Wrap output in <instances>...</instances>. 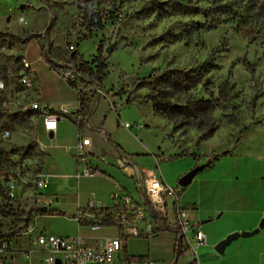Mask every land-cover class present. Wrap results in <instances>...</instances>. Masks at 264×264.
I'll return each instance as SVG.
<instances>
[{"label": "rangeland", "instance_id": "obj_1", "mask_svg": "<svg viewBox=\"0 0 264 264\" xmlns=\"http://www.w3.org/2000/svg\"><path fill=\"white\" fill-rule=\"evenodd\" d=\"M71 43L78 44V55L86 61L97 56L101 44L108 63L102 85L117 107L115 111L106 98L85 93L90 101L88 110L81 111V122L85 129L87 120L104 123L140 168L159 171L157 156L165 159L161 171L171 173L173 160L190 158L193 168L206 167L230 153L262 158L264 167V0H0V242L22 246L31 235L24 231L31 226L47 234L77 235L76 221L40 213L43 202L35 183L43 173L42 146L48 152L44 173L51 184L41 193L55 201L54 207L72 211L78 199L84 204L94 194L99 197L96 184L75 177L78 160L68 151L78 142L74 118L65 117L64 132L51 137L33 114L35 102L68 104L70 109L78 103L76 89L51 67L77 61L71 59ZM49 48L51 64L44 58ZM21 51L25 55L18 58ZM171 69L187 71L190 87L188 92L172 87V102L213 100L206 123L194 124L179 113H155L148 76ZM127 122L144 128L128 130L122 126ZM102 147L107 156L101 152L98 160L111 163L110 145ZM184 161L180 164L188 165ZM133 190L135 199H147L134 179ZM152 224L150 232L143 231L148 235H123L126 252L172 264L162 261L173 258L172 236L155 237L172 227L159 215ZM60 228L65 232L56 233ZM116 230L102 227L105 234ZM3 263L19 264L0 253Z\"/></svg>", "mask_w": 264, "mask_h": 264}, {"label": "crops", "instance_id": "obj_2", "mask_svg": "<svg viewBox=\"0 0 264 264\" xmlns=\"http://www.w3.org/2000/svg\"><path fill=\"white\" fill-rule=\"evenodd\" d=\"M40 103L44 105L42 101ZM64 118L59 119L58 127L55 131L48 132L49 135L53 134L51 137L64 132ZM103 124L94 125V121L90 122L88 128H84L83 131L85 136L90 137L92 141L91 146L88 148L90 152L88 165L99 173L95 175H78V171L82 169V165L78 163L77 173L75 174L79 182L83 180L84 182L96 184L100 190L99 197L94 194L84 204H81L80 199H78L72 211H63L54 207L55 201H48L43 194L47 203V210L43 211L41 209L40 212L42 215H58L62 216L63 219L70 218L72 221H76L79 225L76 234L85 236L88 242L94 245H99L106 236L117 235L118 231L105 234L102 232V228L92 230L88 224L90 220L83 219L82 224L78 220V214L86 210L87 203L92 199L100 200L104 208L112 210L115 206L113 199L115 193L129 194L134 197L132 194L134 191L133 179L139 188L145 181L146 175L144 172L148 171L140 168L126 147L115 141L112 133L105 129ZM39 126L41 130H44L42 119L39 120ZM104 144L111 147V163L102 164L97 158V155L101 152H104L102 155L107 156L104 149L102 150ZM42 148L46 154L45 163L48 152L45 146H42ZM68 151L75 156L76 144L69 146ZM120 153L125 154L129 158V163L124 164L120 161L118 156ZM187 159L188 161L186 162L181 158L173 160L170 163L172 165L171 173L167 171L163 173L160 166L165 159L155 157L157 168L162 174L163 180L169 185L177 184L179 186L180 202L189 209L192 222L197 227L200 226L207 236V242L197 247V264H264V167L259 164L262 158L247 155L240 156L233 153L221 156L211 165L203 167L196 172L188 185L180 186V179L194 169L192 159ZM181 161L188 163V165H181ZM42 175L48 181L44 188L46 189L51 183L49 175L44 173V164ZM95 216L99 215L95 214ZM170 216V218H173L172 215ZM93 217L92 219H94ZM39 230L44 232L41 229ZM55 232L62 234L65 231L60 228ZM243 232L253 233L243 236ZM234 233H238L239 236L230 242L224 253H219L216 250L217 244ZM160 235H164V237L170 235L173 238V258L163 259L162 261L171 262L172 264H190L195 259L189 255V259L185 263H180V258L185 257L187 252L179 256V258L176 257L175 242L178 236L176 229H161L156 233L155 237ZM19 243L14 242L7 251L6 255L9 256V260L16 261L19 264H27L29 262L45 264L42 261L45 252L32 244L31 235L30 237L28 236L22 246ZM141 255L135 254V256Z\"/></svg>", "mask_w": 264, "mask_h": 264}, {"label": "built area", "instance_id": "obj_3", "mask_svg": "<svg viewBox=\"0 0 264 264\" xmlns=\"http://www.w3.org/2000/svg\"><path fill=\"white\" fill-rule=\"evenodd\" d=\"M122 20L123 15L118 14L117 21L122 22ZM76 49L77 44L75 43H71L68 46L70 52ZM26 63L28 66L30 65L27 61ZM51 67L76 89L78 103L73 109H70L68 104L50 107L42 105L40 102L33 103L32 107L42 111L44 130L47 132L55 131L58 127L59 119L67 117V115H71L77 124L82 123L81 97L86 96L85 93L88 92L91 95L106 98L110 106L112 105L111 107L117 111L115 101L103 88L102 79L97 78L89 70L83 69L78 61H62L56 63L55 66L51 64ZM24 81L31 84L29 78H25ZM87 124H90L88 120ZM122 126L128 130L133 127L144 128L140 123L131 124L127 122L123 123ZM84 128L83 124L79 129L78 142L76 144L75 156L79 165H82L78 175H95L99 172L88 165L90 155L88 148L91 146L92 141L90 137L84 135ZM119 159L124 164L129 163V158L125 154L120 153ZM144 173L146 175L145 181L139 186V190L146 193L147 199H135L129 194L115 193L113 195L115 206L110 210L114 225L109 227L117 229L118 233L115 236H106L99 245L90 244L87 238L81 234L61 236L38 231L35 226L28 227L24 232L31 233L32 244L45 252L42 261L45 264H160L157 260L149 259L144 255L135 257L129 255L125 250L123 241V235L131 237L148 235L143 232L144 229L148 230L149 228L150 232L153 229L152 221L159 215L162 218H166L170 226L177 230L176 249L180 252L182 249L184 251L182 254L188 252L195 258L191 263L197 264V247L207 242V236L200 226L197 227L192 222L189 209L180 202L178 196L179 186L167 184L163 180L160 171L148 170ZM47 182V179L41 174L35 183L39 201L43 202V206H46L47 203L41 191L45 188ZM10 187L13 190L14 184H10ZM171 199H173L172 208L169 209ZM102 209L104 207L101 201L92 199L88 202L86 210L78 214V220L82 224L83 219L90 220L88 224L91 229L98 230L106 226L103 223L105 215L95 216ZM170 211L173 218L169 216ZM12 244L13 242L10 240H2L0 242V253L5 255ZM27 264L35 263L29 262Z\"/></svg>", "mask_w": 264, "mask_h": 264}, {"label": "trees", "instance_id": "obj_4", "mask_svg": "<svg viewBox=\"0 0 264 264\" xmlns=\"http://www.w3.org/2000/svg\"><path fill=\"white\" fill-rule=\"evenodd\" d=\"M104 24H98V28H102ZM87 38V37H86ZM77 47L78 44H77ZM52 48L44 52V58L47 59L49 64L52 63ZM102 47L101 44L98 48L97 56L92 61L83 60L78 55L77 49L71 51V59L77 60L81 67L85 70H89L91 73L95 74L97 78L102 79L104 77V72L107 70L108 63L102 59ZM188 76L187 71L181 69H171L164 72L161 75L150 74L148 76L149 85L152 86V92L149 94L150 100L153 103L154 111L156 114H165V113H179L187 118L190 122L198 125L201 123H206L208 121V112L215 107L213 100L206 98H191L187 100L185 104L174 103L170 100L172 97V92L170 89L179 88V91L176 92H188L190 87L188 86ZM162 87V88H161ZM164 88V89H163ZM175 93V92H174ZM226 93H229L228 91ZM174 95V94H173ZM89 98L86 96L81 97V108L84 111L88 110L89 107ZM40 109H34L33 114L39 117V120L42 119V111ZM67 117L72 119L71 115ZM76 122V121H75ZM1 123V120H0ZM77 124V123H76ZM80 129L83 126V123L77 124ZM3 128V125L1 129ZM44 153V159H45ZM186 155V154H183ZM3 158V150L0 149V160ZM44 164V161H43ZM179 196V195H178ZM1 211V210H0ZM105 215L103 217V223L108 226L114 225L113 220L111 219L110 209L104 208L97 215ZM181 255L180 251L176 249V257ZM135 257V255H133ZM142 256V255H141ZM195 262V261H194ZM192 264V263H190Z\"/></svg>", "mask_w": 264, "mask_h": 264}, {"label": "water", "instance_id": "obj_5", "mask_svg": "<svg viewBox=\"0 0 264 264\" xmlns=\"http://www.w3.org/2000/svg\"><path fill=\"white\" fill-rule=\"evenodd\" d=\"M111 50H112V46H110V47L108 48V51H111ZM24 55H25V53L22 52V51H21V52H18V53L16 54V56H17L18 58H23ZM129 79H130V81H133V80H134V76L129 77ZM50 136H53V134L51 133ZM203 167H204V166H198V167L194 168L193 170H191L190 172H188L187 174H185V175L180 179V181H179V185H180V186H186V185H188V184L192 181V179H193L194 175L196 174V172H198L199 170H201ZM42 210H43V211H46V210H47V206H43V207H42ZM252 233H253V232H243L242 235H243V236H248V235H251ZM238 236H239L238 233H234V234L229 235L226 239L222 240L221 242H219V243L217 244V246H216V250H217L219 253H221V254L224 253L226 247L230 244V242H231L232 240H234L235 238H237Z\"/></svg>", "mask_w": 264, "mask_h": 264}]
</instances>
